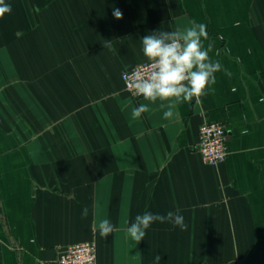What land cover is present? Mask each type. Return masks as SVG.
<instances>
[{
    "label": "crops",
    "instance_id": "0c3cea01",
    "mask_svg": "<svg viewBox=\"0 0 264 264\" xmlns=\"http://www.w3.org/2000/svg\"><path fill=\"white\" fill-rule=\"evenodd\" d=\"M5 2L0 264H55L87 240L95 264H264V0ZM193 21L231 77L217 72L214 92L165 119L172 102L133 97L122 72L147 61L143 37ZM207 120L226 127L216 166L196 150ZM146 211L178 212L187 228L156 222L136 243L127 230Z\"/></svg>",
    "mask_w": 264,
    "mask_h": 264
},
{
    "label": "clouds",
    "instance_id": "9594fccd",
    "mask_svg": "<svg viewBox=\"0 0 264 264\" xmlns=\"http://www.w3.org/2000/svg\"><path fill=\"white\" fill-rule=\"evenodd\" d=\"M38 11L39 9H34ZM11 12V5L5 0H0V18ZM115 19L123 18L119 8L113 10ZM208 39L206 25L192 22V26L176 31H159L142 38V52L149 62L145 71H134L128 87L136 96H142L145 100L156 102L171 101L168 110L163 113L165 119L173 117L172 108L175 104L192 102L214 92L212 85L216 83V73L223 71L231 77V72L224 69L219 61H212L209 52L212 44L204 46L203 41ZM264 103V98H261ZM149 111L147 104H140L132 110V118L138 119L143 113ZM242 135L247 134L244 130ZM88 209L81 212L82 218H86ZM171 223L182 231L187 228L183 215L169 211L164 215L154 214L150 211L137 215L135 222L128 228L130 238L138 243L146 236V230L153 223ZM114 231V227L108 219L99 223V235L107 238ZM157 259H160L157 256Z\"/></svg>",
    "mask_w": 264,
    "mask_h": 264
},
{
    "label": "built area",
    "instance_id": "2783aa9c",
    "mask_svg": "<svg viewBox=\"0 0 264 264\" xmlns=\"http://www.w3.org/2000/svg\"><path fill=\"white\" fill-rule=\"evenodd\" d=\"M149 62H143L126 69L122 72V79L125 83L126 91L133 97L136 96L128 87L131 74L134 71H145ZM196 150L200 154L204 163L216 166L225 160L227 156V136L226 127L216 121H204L199 128V139ZM97 261V243L94 240L79 242L66 247L61 251L55 264H95Z\"/></svg>",
    "mask_w": 264,
    "mask_h": 264
}]
</instances>
